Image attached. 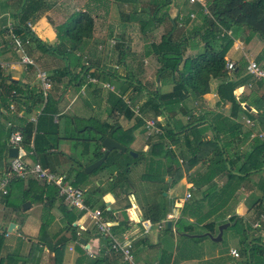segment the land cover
<instances>
[{
    "label": "crops",
    "instance_id": "obj_1",
    "mask_svg": "<svg viewBox=\"0 0 264 264\" xmlns=\"http://www.w3.org/2000/svg\"><path fill=\"white\" fill-rule=\"evenodd\" d=\"M30 1L0 0V128H15L27 121L34 123L43 104V102L38 103L37 94L41 93L43 99L48 95L55 100L53 122L58 124L59 139L67 140L63 136L69 133L70 127L73 126L68 122L69 117L84 119L94 117L100 121L117 123L122 129L134 126V119L140 117L143 124L133 130L129 147L133 151H143V159L148 161L145 152L148 149L146 140L150 131L147 130L146 124L153 122L154 125L150 126V129L157 132L159 126H163L161 124H164V118L159 115L154 116L149 109L144 110L141 104L147 99V92L155 89L159 93L169 92L176 73L164 71L156 74L159 64L153 54L145 52L149 49V45L157 43L165 34L172 41L182 42L183 58L192 57L201 51L202 42L199 37L205 28L201 21L202 14H207L205 0L201 3L189 2V0H39L33 17L26 20L31 25L30 31L34 39L29 38L28 44L16 48L10 35L13 33L17 14L23 5ZM77 11L87 12L93 19V27L80 51L74 52V61L69 59V62H66L52 52H43L40 44H58L56 27L65 24L67 18ZM220 29L221 34L226 33L232 41L224 54V59L234 64L233 70L228 72L229 78L238 80L246 77L247 79L239 83L233 91L240 110L234 118L229 115V102H221L216 95V86L222 79L213 77L208 80V91L202 95V100L192 101L190 108L193 117L201 115L212 120L216 116H221L224 119L222 141L229 145L227 153L231 160L236 161L234 164L236 169L246 160L244 158L246 152L263 150L264 159L262 143L264 118L259 116L264 109V78H255L246 72V65L250 61L264 69V42L257 34L248 32L244 27L227 30L220 27ZM23 57L31 62H23ZM86 63L91 68L83 70L85 71L83 80L80 81L82 64L86 66ZM65 66H68V73L64 72ZM239 70L241 75L236 77L234 74ZM40 73H44L49 81V89L44 92L38 77ZM88 76L95 78L97 82L87 81ZM128 77L140 81L142 90L135 89L136 84L128 81ZM11 80L16 83H10ZM104 84L107 86H103ZM110 94L119 97L134 116L127 118L116 110L109 115V108H114L116 105ZM3 96L6 97L5 101L2 100ZM26 106L29 107L28 110L25 109ZM132 107L138 108L134 112ZM150 113L154 119L152 117L147 120L145 116ZM179 118L184 123L187 116ZM200 122L198 129L201 130L203 139H211L212 132L207 120L203 119ZM142 133L146 136L141 137ZM254 139L258 142H254ZM7 141L8 138L6 145ZM179 141L177 139L175 142L165 141V143L172 148L174 155H180L178 154L180 151L185 156L187 152L183 151ZM253 146L256 148L252 149ZM56 151L57 146L54 150L47 151L45 160L41 162L45 165L43 168L64 176V180L71 184L75 178V169L73 166L59 167L64 163L60 155H64L60 152V155L56 154ZM234 151L236 154L232 155ZM255 151H253L254 155H256ZM18 154L24 162H34L30 156L24 154L23 149H20ZM209 155L210 151L205 150L201 153L202 159L193 164L189 170L186 169V164L180 163L182 158H178L179 178L176 180L185 188L181 197L173 194L178 184L176 180L177 184L174 183L171 187L165 185L163 195L167 199L160 202L152 199L141 200L134 196L133 190H129V187L126 192H119L116 188L111 192L96 191L88 197L86 192L94 188L92 185L102 188L107 185L105 174L101 172L104 176L99 177L101 179L99 184L95 182L96 175L85 178L84 186L80 188L82 201L90 210H99L100 201L104 203V210L109 211V214L107 216L101 214V216L111 224L113 235L119 239L126 237L131 243V264H242L240 242L242 237L246 241L255 238L264 243V208L260 206L264 205V198L260 205L255 202L264 196V193L262 194L264 165L260 171L252 172L243 179L240 178L239 185L227 200L216 199L211 195L221 189L225 176H215L197 189L189 182V178L194 176L195 172L201 173L204 170L203 160ZM239 155L240 158L237 159ZM89 156L90 154L82 156V165ZM8 161L7 154L6 158L0 155V264H76L75 261L80 257L82 261L78 264H87L93 257L109 252L108 244L106 246L102 237L96 233L92 219L86 213L81 214L71 223L77 226L74 232L76 235H81L79 239H84L85 245L80 240L79 244L71 240L70 231L62 228L64 221L62 208L66 206L62 203L58 192L50 205L45 200L43 203L30 198L20 200L19 190L25 189L27 180H33V189L43 197L44 187L50 184L37 180L30 174L23 178L16 177L22 179L19 186L21 189L16 190L10 181L6 186H1ZM132 167L134 164L130 166L128 173L131 172ZM61 169H65L64 172H61ZM184 172L188 173L187 176L183 174ZM71 173H74V177L68 179ZM233 173L241 175L237 171ZM166 181L168 182L169 178ZM10 187L14 190H8ZM6 191H13L10 201L14 206L20 205L19 209L6 206L3 197ZM186 193H189V197H185ZM251 196L256 197L252 203ZM25 201L29 202V206L23 209L21 204ZM154 203H163L165 217L152 223L146 215L149 206ZM187 203L190 204L189 211L186 210V214L180 216L182 207ZM90 205H94L93 208H89ZM35 207L38 209L32 213ZM207 211L210 215L202 219L201 215ZM232 215L240 218L242 234L237 238V245L230 244L226 252L221 253L214 247L216 242L212 238L218 233V225L225 222L228 223L227 226L233 225L234 222L230 221ZM179 217L181 222L178 223ZM142 221H146L145 227L141 225ZM186 222L192 225L190 233L180 231ZM208 222L213 223L211 230L205 229L204 224ZM8 223H13L17 227L7 230ZM164 224L170 227V231H164ZM151 226L155 228L149 232ZM41 227L44 228L45 241H41L35 247ZM222 231L217 241L221 240ZM62 238L68 239L67 243L61 244L60 241L57 243L60 255L54 258L50 246L56 239ZM79 249H82V252ZM230 249H235L239 256H231ZM108 264L119 263L111 260Z\"/></svg>",
    "mask_w": 264,
    "mask_h": 264
},
{
    "label": "trees",
    "instance_id": "obj_2",
    "mask_svg": "<svg viewBox=\"0 0 264 264\" xmlns=\"http://www.w3.org/2000/svg\"><path fill=\"white\" fill-rule=\"evenodd\" d=\"M38 2L39 0H31L29 3L22 6L21 11L17 14V20L12 29L13 34L19 35L21 38L29 37L34 39L33 34L27 28L25 22L30 17H33L32 15L33 12L37 10ZM205 7L207 9V14H202L201 16V21L205 25V28L199 37L202 42L201 51L192 57L183 58L182 42L172 41L169 36L165 34L157 43L149 45V49L145 52L146 54L151 53L155 56V60L159 64L156 74L164 71L176 73V77L174 76L173 85L169 92L159 93L156 89L152 92H147V99L141 104L144 110H151L154 116L159 115L165 118L164 124L160 123L163 126L161 127L158 125L160 133H154V135H152L156 136V143L151 146L148 145L149 153L148 149L145 152L149 154L147 164L149 165L154 162V165L152 166H155V169H152L151 166H149L150 168L145 170V174L147 175L146 179H153L152 181L156 180L168 185V182L166 179L164 181L163 176L160 175L161 173L158 170L159 160L162 159L163 163L165 162L166 164L165 173H167L169 178L174 177V179L169 182L171 185L175 183V180L179 178L178 158L184 160L185 156L179 151L178 154L180 155H178V157L173 154L172 149H165V146L167 145L165 141L175 142L178 139V141L180 140L179 142L181 146H183L184 150L187 152V156L184 160L187 170H189L193 164L202 159L201 153L207 149L210 151V155L203 160L204 170L201 173L195 172V175L189 178L191 185L197 189L215 176H225V181L221 189L213 193L211 197L215 196L216 199L222 198L227 200V198L231 196L233 190L239 185L238 180L240 178L243 179L250 173L261 170V167L264 165V159L262 157L263 150L246 152L244 155L246 160L242 162L241 167L234 169L236 161L230 159L227 153L229 145L222 141V135L224 134V119L221 116H216L212 118V120L201 115L193 117L190 103L192 101L199 102L202 100V95L208 91V80L210 77L220 78L222 80L216 86V95L221 102H229V115L233 118L237 116L240 106L233 91L239 83H243L247 79L246 77L242 79L239 78L238 80L229 78L228 72L224 68V54L232 41L226 33L221 34L220 27L225 30L233 27H244L248 32L257 34L259 39L264 42V0H205ZM92 27V17L85 11H77L67 18L65 24L56 27L58 44L48 45L39 43L40 49L43 52H52L53 54L62 57L66 62H69L67 55H72L74 52L80 51L84 40L91 34ZM64 42H66V44H64ZM67 69L68 66H65L64 72L66 71V73H68ZM84 69L87 70L88 67L82 64V78L79 79L80 81L83 80ZM234 75L239 77L241 75V70L236 71ZM10 83H16V81L11 80ZM135 84V89L142 90V86L138 82ZM37 96L38 103L43 102V104L39 113L36 115L34 123L27 121L15 128H0V155H2L3 158H6V140L12 132L17 131L21 136L19 142L21 149L30 156L32 161L37 160L42 167H45L44 163L41 162L45 160L48 150H54L56 148L60 137L58 136V124L53 122L55 100L48 95L43 99L41 93L37 94ZM110 98H114L116 105L114 108H109V115L112 111L116 110L127 118L134 116L132 111L126 108L125 104L119 97L110 94ZM5 99L6 97L3 96L2 100L5 101ZM25 109L28 110L29 107L26 106ZM185 115L187 118L184 123H182L179 117ZM259 116L264 118V109L259 113ZM203 119L207 120V124L210 126L212 132L211 139L209 140L203 139L204 136L201 135V130L198 129V125L201 124L200 121ZM68 122L69 124L72 123V125L82 124V126L68 131L69 133L65 134L63 138L81 141L83 145L82 155L87 156L90 154L86 163L83 165L79 164L82 179L80 178L81 174L75 173V178L71 181V184L77 187L80 182L83 183L85 181L87 176L96 172H104L107 185L104 188L96 186L92 188V190L87 191L86 193H88V197L96 191L102 193L111 192L116 188H118L119 192H126V187H123L122 183L127 179L129 168L132 164L137 163L144 155V152L140 150H134L136 156H132L128 152L129 150H132L129 147V142L132 139L133 130L137 126L143 124L142 119L136 117L134 119V126L127 129H122L117 123L100 121L94 117H88L85 119L69 117ZM104 137H109L122 145L125 148L124 151L118 149L110 150L98 167L89 173H85L83 167L102 155L100 141ZM255 141H257V139H254V142ZM90 143L93 145L92 148H90ZM262 143L264 144V137ZM153 147L154 150L152 149ZM156 147L158 148L156 149ZM255 148L256 146L252 147V149ZM253 151H255L256 155H254ZM234 154H236V151L232 153V155ZM238 158H240V155L237 159ZM233 171H237L241 173V175H234ZM9 181L12 182V186L14 185V187H16V190L21 189L19 186L22 179L12 177ZM32 181L33 180H27L25 189L19 190L20 200L24 201L30 198L33 201L41 203L45 200L47 204L50 205L56 196V187L51 184L45 186V195L43 197L41 193L35 192ZM8 190L14 189L10 187ZM12 193L13 191H6V193L3 194V197L6 200V206L12 207L13 209H19L20 205L14 206L10 201V195ZM263 193L264 180L262 185V194ZM263 198L264 196L260 197L255 202L260 205ZM225 200H223V202ZM93 206L94 205H90L89 208H93ZM189 206V203L184 204L180 216L186 214V210L189 211ZM260 206L264 208V205ZM98 208L101 210L100 212L102 216H107L109 214V211L104 210L103 202L100 201ZM74 210L75 209H69L66 207L62 208V213L64 214L62 228L64 230H69L71 233V240L75 241L76 244H79V237H81V235L75 234L74 230L77 226H73L71 223L83 214V210ZM164 210L163 203H154L149 206L146 217L152 223L159 221L165 217ZM209 215L210 212L207 211L201 215V218L203 219L205 216ZM233 219H235L233 224L240 221V218L237 215H232L230 217V221ZM179 222H181L180 217L178 218V223ZM191 226V223L186 222V225L180 231L190 233ZM204 226L205 229L211 230L213 223L208 222L205 223ZM110 228H112V226ZM118 230H120V228ZM164 231H170V227H167L166 224H164ZM43 232L44 228L41 227L36 244H39L43 240L45 241ZM111 232L112 234L114 233L112 229ZM102 239L107 246L108 239ZM59 241V239H56L54 244L50 246L51 251L54 253V258L55 256L59 257L60 255L57 248V243H59ZM240 242L242 244V264H264L263 242L255 238L246 241L244 237H242ZM79 250L82 252V249ZM109 255L112 256L110 257ZM117 258L120 259L119 254L109 251L108 253L93 257L87 264H108L111 260L117 261ZM80 261H82V257L78 258L75 263L78 264Z\"/></svg>",
    "mask_w": 264,
    "mask_h": 264
},
{
    "label": "built area",
    "instance_id": "obj_3",
    "mask_svg": "<svg viewBox=\"0 0 264 264\" xmlns=\"http://www.w3.org/2000/svg\"><path fill=\"white\" fill-rule=\"evenodd\" d=\"M189 2H199L202 0H189ZM26 26L31 30V25L26 22ZM11 33V31H10ZM11 40L16 48L29 43V37L21 38L19 35L11 33ZM23 62H31L27 58H22ZM224 68L227 72L232 71L234 64L225 60ZM246 72L255 78H264V69L260 68L257 63L250 61L246 65ZM39 80L41 84L42 91L49 89V81L44 73L39 74ZM87 81L95 83L97 80L93 77H87ZM104 86H107L105 84ZM136 111V110H135ZM147 126H153V122H147ZM20 134L17 131L12 132L7 141L8 147H16L17 155L15 157L9 158L7 163L6 172L3 174L1 179V186H6L11 177H26L28 175H33L37 180H41L44 183L52 184L57 188L58 195L60 196L62 203L69 209H76L88 214L89 218L92 219L93 226L96 233L102 237L108 239L109 251L115 254H119L120 260L122 262L131 264L132 263V253H131V243L126 237L121 239L116 238L111 232V224L105 221L101 212L98 209H88L82 201V190L76 186L70 184V182L64 180V176L56 175L51 173L47 169L43 168L37 161L34 162H24L20 157L18 152L21 147L19 146ZM24 154H27L24 151ZM4 192V191H3ZM185 197H189V193L185 194ZM81 227V226H80ZM82 228V227H81ZM229 254L233 257H238V252L235 249H230Z\"/></svg>",
    "mask_w": 264,
    "mask_h": 264
},
{
    "label": "rangeland",
    "instance_id": "obj_4",
    "mask_svg": "<svg viewBox=\"0 0 264 264\" xmlns=\"http://www.w3.org/2000/svg\"><path fill=\"white\" fill-rule=\"evenodd\" d=\"M64 44H66V42H64ZM73 54L72 55H70V54L67 55L68 59H70L72 62L74 61ZM86 64H87L86 66H88V69L91 68L88 63H86ZM127 79L132 84H135L136 82H138L140 84V81L133 80L132 77H128ZM151 86H152V84H151ZM76 90H78V89L76 88ZM132 108L134 109V112H135L136 108H138V107H132ZM145 117H146L147 120H149L152 117H153L152 119H154V116L151 113L147 114V116H145ZM164 120H165V118H164ZM81 126H82V124H80V125L79 124H73V126L70 127V130L77 129V128L81 127ZM146 128H147V130L150 131L149 132V137L146 140V142H147L148 145L151 146L154 143H156L155 142L156 136H152V135H154L153 133L159 134L160 132H159V130L157 132H154L153 130L150 129L151 128L150 126H147ZM140 136L143 137V136H146V135H144L142 133ZM141 139H143V138H141ZM167 145H168V143H167ZM167 145L166 146L164 145L165 149H172V148H169ZM82 146L83 145H82L81 141L70 140V139H67V140L59 139L58 145H57V151H56L57 152L56 154H59V152H60L61 154L64 155V156H61L59 154L60 157L62 159H64V163L62 165H59V167H63V168L66 167L67 168L68 166H73L74 169H75L74 172L81 174V176H80L81 179H82V173L80 172L79 164L82 165V156H83L82 152H81ZM91 146H93L92 143H90V147ZM157 148L158 147H156V149ZM152 149L154 150V147ZM174 149L178 150L177 148H174ZM182 149L184 151V147ZM148 153H149V148H148ZM145 155H147V157L149 156V154H147V153ZM186 156L187 155H185V158H186ZM143 157H144V155L140 158V160L137 163L134 164V167H132L131 172L128 173L127 179L124 180L122 185H123V187H126L125 188L126 191L128 190L127 189L128 187L130 188L129 190H133L134 196H137L141 200L142 199L143 200H145V199L151 200L152 199V200H157L159 202L163 201L166 198L163 195V194H165V183L159 182V181H156V180L152 181L153 179L152 180L146 179L147 175L145 174L146 172L144 170H146L147 168L149 169L150 168L149 166H151L152 169H155L154 168L155 166L154 167L152 166V165H154V162H152V164L150 163L148 165L147 164L148 161L143 159ZM185 158H184V160H185ZM184 160H182L180 163L185 164ZM159 161L160 162H159L158 170L160 171V173H161L160 175L163 176V179L165 181V179L169 178L167 176V173H165V165L166 164H165V162L163 163L162 159H160ZM86 162H87V160H85V163ZM178 164H179V162H178ZM61 170H62L61 172H64L65 169H61ZM185 172L183 174H186V176H187L188 173H185ZM104 174H102L101 172H96L94 174H91L90 176H94L95 177V175H96L95 178L97 180H95V182L99 184L100 181H101V179L99 177L104 176ZM73 177H74V173L73 174L71 173L67 178L68 179H73ZM87 179H88V177H87ZM172 179H174V177L173 178L172 177L169 178V181L172 180ZM169 181H168V186L171 187L172 185H171V183ZM176 182L178 183L177 180H176ZM82 186H84V183L80 182L78 184V187L82 189ZM92 187H95V186L92 185ZM184 190H185L184 185L178 183L177 187L173 190V194L175 193V195H177V197H181V196H183ZM255 199H256L255 196H251L250 202L252 203ZM36 209H38V208L35 207L34 210L32 211V213H34V211ZM76 211H78V210H76ZM232 221H235V219H233ZM154 228H155L154 226H151L150 229H149V232L154 230ZM94 230H95V228H94ZM222 232H223V234H222L221 240L220 241H215L216 244H214V247H216V250L218 252L224 253V252H226V250L228 249V246L230 244L237 245V238L241 237V234H242V226H241L240 221H238L236 224L227 226L226 228H224V230ZM185 239L190 240L189 238H185ZM66 240H68V239L62 238L60 240V243L61 244H64V243L66 244L67 243ZM35 246L37 247V244H35ZM117 259H118L117 262L119 264H124V262H122L119 258H117Z\"/></svg>",
    "mask_w": 264,
    "mask_h": 264
},
{
    "label": "water",
    "instance_id": "obj_5",
    "mask_svg": "<svg viewBox=\"0 0 264 264\" xmlns=\"http://www.w3.org/2000/svg\"><path fill=\"white\" fill-rule=\"evenodd\" d=\"M100 145H101V149H102V155L95 159L94 161L90 162L89 164L85 165V167L83 168V171L85 173H89L91 172L93 169H95L96 167H98L104 160L106 154L112 150V149H118L121 151H124V147L122 145H120L119 143L115 142L114 140H112L109 137H104L101 141H100ZM132 156H136V153L132 150L128 151ZM7 157L11 158V157H15L17 155V149L16 147H8L7 151H6ZM29 206V202L25 201L21 204V207L23 209L27 208ZM234 221H232L231 223H233ZM142 226H146V221H142L141 222ZM74 225V224H73ZM167 225H169V222H167ZM228 225V223H222L220 225H218L217 229H218V233L217 235L212 238L209 234H207L208 237L212 238L213 240L217 241L220 239V234L223 228H225ZM12 227H17L16 225H14L13 223H8L7 224V230H10ZM80 242L82 244L85 245V241L84 239H79Z\"/></svg>",
    "mask_w": 264,
    "mask_h": 264
}]
</instances>
